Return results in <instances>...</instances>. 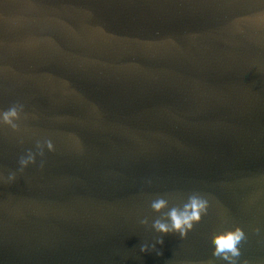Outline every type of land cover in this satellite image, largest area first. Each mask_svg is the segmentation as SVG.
Listing matches in <instances>:
<instances>
[{"label": "water", "instance_id": "1", "mask_svg": "<svg viewBox=\"0 0 264 264\" xmlns=\"http://www.w3.org/2000/svg\"><path fill=\"white\" fill-rule=\"evenodd\" d=\"M13 104L0 175L31 132L55 151L0 180V264H219L210 236L237 225L238 264H264V0H0ZM188 188L207 212L141 253L148 200Z\"/></svg>", "mask_w": 264, "mask_h": 264}, {"label": "clouds", "instance_id": "2", "mask_svg": "<svg viewBox=\"0 0 264 264\" xmlns=\"http://www.w3.org/2000/svg\"><path fill=\"white\" fill-rule=\"evenodd\" d=\"M22 114L23 118H26L21 104H13L6 109H0V127L7 126L12 132H18ZM30 135L32 137L31 147L23 148L17 156L15 170L9 171L6 177L0 175V180L12 183L18 174H22L30 166L35 165L38 169L43 168L45 153L55 151L53 141L47 136L39 132H31ZM17 143L23 144V137H19ZM145 183L150 184L151 181L147 180ZM208 203V196L195 188L186 189L179 195L178 201L171 205L169 198L166 196L157 195L149 199L148 209L153 214H157L156 218L151 220L150 228L153 233L158 235L153 243H142L139 251L141 253L155 251L156 255H159L156 245L163 243V236L175 234L183 239L193 225L199 222L202 215L207 212ZM165 209L167 211H164ZM139 223L148 225V219H140ZM245 239V233L238 225L214 232L210 236L211 256L219 264H238V258L241 254L240 245ZM239 264H246V262L239 261Z\"/></svg>", "mask_w": 264, "mask_h": 264}]
</instances>
